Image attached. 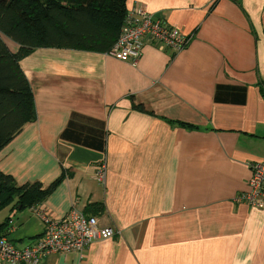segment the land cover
Returning a JSON list of instances; mask_svg holds the SVG:
<instances>
[{"label":"crops","instance_id":"1","mask_svg":"<svg viewBox=\"0 0 264 264\" xmlns=\"http://www.w3.org/2000/svg\"><path fill=\"white\" fill-rule=\"evenodd\" d=\"M127 8L147 10L189 45L148 43L135 62L39 48L20 62L37 115L0 151V172L18 187L63 177L40 210L55 220L97 215L118 231L41 264H264V207L235 201L250 190V165L264 161V0ZM42 233L31 208L0 211V235L15 247Z\"/></svg>","mask_w":264,"mask_h":264},{"label":"trees","instance_id":"2","mask_svg":"<svg viewBox=\"0 0 264 264\" xmlns=\"http://www.w3.org/2000/svg\"><path fill=\"white\" fill-rule=\"evenodd\" d=\"M127 1L0 0V151L37 115L20 62L39 48L108 53L125 24ZM62 179L47 189L39 183L18 187L0 172V211L10 205L38 210Z\"/></svg>","mask_w":264,"mask_h":264},{"label":"built area","instance_id":"3","mask_svg":"<svg viewBox=\"0 0 264 264\" xmlns=\"http://www.w3.org/2000/svg\"><path fill=\"white\" fill-rule=\"evenodd\" d=\"M155 44L160 50L167 48L181 52L190 43L189 38L177 28L165 25L143 8L132 10L126 18L119 38L110 56L123 61H137L143 48ZM249 180L250 190L235 198L237 203L250 207H264V161L253 162ZM107 176L106 161L101 162L96 178L104 182ZM43 222L42 237L25 248L15 247L9 239L0 236V264H41L49 254H84L93 242L114 238L118 231L111 227H102L97 215H87L72 211L62 220L52 219L42 210L32 209Z\"/></svg>","mask_w":264,"mask_h":264},{"label":"rangeland","instance_id":"4","mask_svg":"<svg viewBox=\"0 0 264 264\" xmlns=\"http://www.w3.org/2000/svg\"><path fill=\"white\" fill-rule=\"evenodd\" d=\"M134 9H135V8H134ZM134 9H133V10H134ZM131 11H132V10H131ZM131 11H128V14H129ZM149 13H150V12H149Z\"/></svg>","mask_w":264,"mask_h":264},{"label":"water","instance_id":"5","mask_svg":"<svg viewBox=\"0 0 264 264\" xmlns=\"http://www.w3.org/2000/svg\"><path fill=\"white\" fill-rule=\"evenodd\" d=\"M18 208L21 209V206H19Z\"/></svg>","mask_w":264,"mask_h":264}]
</instances>
